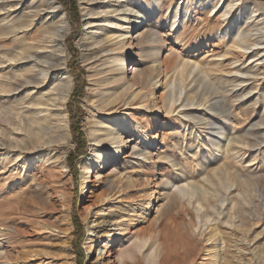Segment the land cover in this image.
Segmentation results:
<instances>
[{"label": "bare ground", "instance_id": "bare-ground-1", "mask_svg": "<svg viewBox=\"0 0 264 264\" xmlns=\"http://www.w3.org/2000/svg\"><path fill=\"white\" fill-rule=\"evenodd\" d=\"M185 1L184 13L181 14L180 5L172 14L166 13L172 29L177 25L187 26L192 9L209 10V13L216 11L218 19H223V26L227 22L224 35L230 31L235 37L234 48L249 49L250 46L264 44V22L254 21L263 40L253 44L249 33L243 32L236 19L226 18L232 17L237 0H229L220 9L219 2L223 0H217V3L214 0ZM80 2L86 28L76 45L82 50V62L89 70V85L83 99L87 115L83 125L90 143V154L80 163L83 177L81 200L87 202L91 198L86 196L85 199V193L93 171L98 169L96 181L103 183L91 209L86 210L85 221L95 217L89 225L87 238L92 252L100 240L108 238L111 245L117 239L116 231L124 234V217L138 223V216H145L151 205L153 194L150 186L153 181L147 172L156 175L152 148L157 137L152 133L161 116V107L167 114H172L179 106H189V100L184 103L183 90L194 84L197 90L203 89L210 94L205 97L206 111L210 114L203 123L205 127H218L220 120H228L230 111L216 110L218 97L208 81L209 71L201 68L200 62L191 64L182 59L176 61L172 68L167 65L164 69L160 56L166 41L160 31L159 17L166 0ZM236 10L238 16L246 11L252 13V17L264 18L261 0L244 3V8L240 6ZM72 31L67 12L58 0H0V39L6 37L14 44V49L0 53V66L4 65L1 67L3 73H0V264H27L29 258L38 261L41 254L29 248L34 247V242H45L58 236L61 237V250L67 253V261L75 264L71 242L62 236L66 231L59 229L57 232L58 226L44 219L53 216L50 213L55 210L54 201H59L63 214L69 205V194L65 188L68 182L63 179L70 176L69 152L75 147L67 105L75 88L68 68L71 53L67 38ZM131 33L137 35L130 37ZM234 59L237 63L238 60ZM28 64H31L30 68L26 66ZM159 90L164 91L158 96ZM177 102L181 104L176 107ZM148 114L154 117L153 124L145 118ZM184 116L202 121L198 115L190 117L186 113ZM260 124L262 126L264 120ZM258 134L259 131L254 132L251 127L244 133L249 141L246 144L237 141L232 147L238 150L227 147L225 155L231 156V150H236L233 156L239 161L245 160L247 152L264 146V141L257 138ZM205 139L203 145L207 150L216 145L208 134ZM125 150H131L126 156L129 158L122 166H114L105 174L104 170L109 165L119 164ZM256 159L254 156L247 162L254 163ZM167 161L172 164L170 170L173 175L176 164L170 159ZM132 162L143 174H138V177L130 175L128 165ZM248 167L230 170L222 164L212 171L211 177L217 176L218 172L226 175V182L218 180L222 193L217 194L214 202L207 199L206 191L205 194L198 191V185L186 188L170 178L163 181L161 190L165 191V196H162L168 199V203L192 215L193 228L196 227L195 218L203 223L200 236L205 237V254L188 258L190 251L184 245L174 244L163 236L160 215L148 229L137 231L127 240L132 244L117 252L118 263L227 264V254L232 246L221 236L223 233L216 222L224 214L226 204L235 205L233 200H229V195L238 183L247 184V190L239 193L241 206L248 212L256 207L253 190H256V181L264 179V174L260 176L256 167ZM201 181L199 183L209 189L211 178L205 175ZM171 188L175 191L171 192ZM107 205L112 206L106 208ZM200 206L206 207L207 211L202 212ZM99 207L102 209L96 211ZM212 209L218 216L216 219H212ZM212 221H216L213 227L210 226ZM44 258L51 260L45 255L40 264H44Z\"/></svg>", "mask_w": 264, "mask_h": 264}, {"label": "rangeland", "instance_id": "rangeland-1", "mask_svg": "<svg viewBox=\"0 0 264 264\" xmlns=\"http://www.w3.org/2000/svg\"><path fill=\"white\" fill-rule=\"evenodd\" d=\"M58 1L66 10L73 27V31L67 38V47L69 49V45L72 43L73 49L77 51L78 60L76 69L78 70L81 68L84 72L81 76V71L78 70L79 75L84 81L83 92L81 93L78 91V94H80L81 97H79L80 95L76 97L72 95L67 102V105L69 111L70 105L71 109L75 110V105L79 103L80 108L83 110L81 129L85 135V143H80L81 145H78V140L76 139V141L74 139L71 131L75 147L69 153L73 154L74 158L77 160V169L74 174L70 169V176H66L63 179L64 182H68L67 186L65 185V188H67L69 194V205L65 210V214H63L60 210L59 201H54L55 210L53 213H50L53 214V216H46L44 219L49 222L53 221V223L58 226L56 229L57 232L59 229L66 231L62 236L67 237V240L71 242V252L76 256L75 264H119L116 254L132 244L131 241L127 242V240L132 235H135L137 231L148 229L154 222L155 218L160 215L162 217L163 236H167L174 244L184 245L190 251L188 258L195 255L205 254V237L201 238L200 236L203 229L201 227H204L203 223H201L198 218H195L196 227H198L193 228L191 222L192 215H188L182 208L174 206L175 204L170 205L171 203H168V199L163 197L165 196L163 194L165 191L161 190L163 187L162 184L166 178H170L175 184L186 188H188V186L192 187L194 184V186L198 185L200 188L198 191L203 194H205L206 191L207 199L214 202L217 199V194L222 193V188L219 186L218 180L226 182V175L223 172H218L217 176L211 177L213 175L212 171L219 165L225 164L230 167V170L231 168L234 169V167L236 168L239 166H247V168H249L248 166L251 165L254 169L256 167V173L258 175L262 176L264 174L263 145H260L259 148H255L252 152H247L246 159L242 161H239V159H236L233 156L235 155L236 150H231V156H229V154L227 156L225 155L227 147H231L232 149L237 148L232 147L234 144L238 143L237 141H244L245 144L249 141L250 138L248 139L244 133L249 131L251 127H253L254 132L258 133L259 131V134L257 135L259 141H264V124H262V126L261 124L259 125V123L264 120V44H256L250 46L249 49L234 48L233 43L235 37L230 31H228L227 35H224L227 22L223 26V19H218L216 11L209 13V10L200 11L198 9H192L191 12L189 11L190 19L185 24L187 26L181 27L177 25L172 29L169 25L171 23L167 18V14L170 15L172 12H175L178 5H180L181 8L184 7L186 1L166 0L163 5V12L159 17L161 23L160 31L164 35L166 41L165 48L162 50L160 56V61L164 65V69H166L167 65L172 68L176 61L182 59L189 61L191 64L200 62L199 64L201 65V68L209 71L210 77L208 78V81H210L211 86L214 89L213 91H215L217 94L216 97H218V100L215 102V108L218 112L230 111L228 114V120H220L219 126L214 129L203 125V123L207 121V118L210 117V114L206 111L208 104L205 100V97L210 94L208 92L206 93L203 89L200 91L197 90L194 84L183 90V99H185L184 103H186V100H189V106L182 108L179 106L181 102H177L176 107H179L172 114H167L166 109L161 107V116L156 121L152 133L153 137H157V141L152 148V157L155 163L154 170H156V175H152L151 171L147 172L153 181L150 186V193L153 194V198L151 205L147 209L148 214L146 213L145 216H138V218H140L138 223L136 220L128 221L127 217H124L122 219L124 225L122 228L125 229L123 230L124 234L122 235V233L116 231L115 233L117 235L115 236H117V239L111 245L108 238L102 239L94 245V249L91 252L89 248L90 244H88L87 239L88 228L89 225L93 223L92 221L95 217H91L88 221H85L86 210L91 209L94 199L102 191L103 183L96 181V172L98 169L93 171L90 176L89 187L85 193V199L86 196H91V198L89 201L86 200L87 202L81 200L83 193V177L80 163L90 154V143L83 125L87 115V111L83 106V99L87 93V86L89 85V70L82 62V50L76 45V42L85 31V17L81 9L80 0H76V5L79 11L78 16L75 9L70 5L71 3L69 4L71 0ZM253 1L255 0H237L235 2L236 7L231 15L232 17L226 18L236 19L240 23L243 32L246 31L249 33V38H251V41L254 44L264 39L260 38V34L254 26V21L260 20V23H263L264 18L258 16L252 17L253 14L246 11H242V16L236 14L237 8L240 6H243L244 8V3L252 4ZM261 1L264 3V0ZM214 2L217 3V0H214ZM228 2L229 0H227V2L226 0L219 2L218 9H220L224 3L227 4ZM226 4H224V6H226ZM169 5H171V7L167 12ZM182 13H184L183 8L181 9V14ZM260 13L263 12L261 11ZM179 17H181V15H179ZM180 34H186V36L183 37ZM132 35L135 37L137 33H131L130 37H132ZM6 49H14V44L5 37L3 40L0 39V53H3ZM69 52L71 53V58L69 60L68 68L72 74L71 65L74 59L72 50L69 49ZM234 58L238 60L237 63H234ZM136 64L137 62H134V65ZM26 66L30 68L31 64ZM1 67L4 68V65L0 66V73H3ZM237 70H240L241 72H238ZM5 72L6 71H4V73ZM73 78L75 81V92L77 84L74 76ZM163 91L164 90H159L157 95H161ZM186 113L189 114L190 117L192 115H198L199 119L202 121L191 120L184 116ZM150 115L151 114L146 115L145 118L149 123L153 124L154 117ZM207 134L211 136L216 143V145H211V147L208 148L209 150L203 145V139H205ZM199 140H201V142H199ZM130 152L131 150H125L119 159V164L114 162L109 165L107 170H104L105 174H108L114 166H122L125 160L129 158L126 156L130 154ZM254 156L257 157V159L254 163L252 162L253 164L247 162L254 158ZM168 159L176 164L173 175L170 170L172 164L167 161ZM217 161H219V163L216 165ZM128 168V172L133 177H138V174H143L142 170H138L135 162L128 165ZM205 175H208L212 180L209 189H206L199 183L202 182L201 180L204 179ZM263 180L264 179L261 178L256 181L257 186L256 190H253V196L255 197V200H257V204L252 212L244 210L240 204L239 193L241 194L247 190V184L241 182L238 183L237 188L231 190L232 193L229 195V200H233L235 205L226 204L223 210L224 214L219 216V222L212 221L210 225L213 227L217 223L219 231L223 233L221 236L225 238L228 245L232 246L229 249V254H227L229 259L227 260V264H264ZM173 191H175V188H171V192ZM111 206L112 205H107L106 208H110ZM199 208L202 212L207 211L206 207L200 206ZM100 209H102V207H99L96 211ZM188 209L193 210L192 206H188ZM74 215L77 216L84 228V236L80 242L84 249V258L81 260L82 262H80V258L76 253L80 247V235L75 229L73 221ZM170 217H174V220L169 221L168 218ZM217 217L218 216H215V210L212 209V219H216ZM197 221H199L200 224ZM129 224H132L133 226L128 227ZM114 228L115 227H113V229ZM61 244L60 236L51 237L45 242H34V247L29 249H33L40 253L41 256L39 257L42 260L45 255L51 258V260L47 261L44 258V264H70L66 258L67 253L61 250ZM106 244L107 248H104ZM37 260L38 261H35V259L29 258L27 264H40V260Z\"/></svg>", "mask_w": 264, "mask_h": 264}, {"label": "trees", "instance_id": "trees-1", "mask_svg": "<svg viewBox=\"0 0 264 264\" xmlns=\"http://www.w3.org/2000/svg\"><path fill=\"white\" fill-rule=\"evenodd\" d=\"M69 4L72 6V8L75 9V12L77 13V16H78L79 11H78V7L76 5V0H71V2H69ZM69 49L72 50L73 59H74L72 62V65H71V71H72L73 76L75 77L76 84H77V87H76L75 92L73 94L74 97H76V96L80 95V94H78V91H80L82 93L84 90V81L81 77L82 74H84V72L82 71L81 68H79L78 70L81 71V76H80L78 73V70L76 69L77 60H78L77 53H76L77 51H75V49H73L72 43H71V45H69ZM79 97H81V95ZM75 106H76L75 110L71 109V105L69 106L70 118H71V131L73 133L74 139L78 140V142H77L78 145H81V144L85 143V135L81 129V119L83 116V110L80 108L79 103L76 104ZM76 161L77 160L74 158L73 154H70V156H69V167H70L71 172L73 174L76 172V169H77ZM73 221H74L76 232L80 235V237H79V246L80 247H79V250L76 251V253L80 258V262H82L81 260L84 258V249L81 246L80 242L82 240V237L84 236V228H83L82 223L77 218V216L74 215Z\"/></svg>", "mask_w": 264, "mask_h": 264}]
</instances>
